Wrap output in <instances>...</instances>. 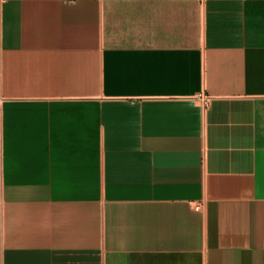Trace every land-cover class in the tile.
<instances>
[{"label": "crops", "instance_id": "crops-1", "mask_svg": "<svg viewBox=\"0 0 264 264\" xmlns=\"http://www.w3.org/2000/svg\"><path fill=\"white\" fill-rule=\"evenodd\" d=\"M0 97V264H264V0H0Z\"/></svg>", "mask_w": 264, "mask_h": 264}, {"label": "built area", "instance_id": "built-area-1", "mask_svg": "<svg viewBox=\"0 0 264 264\" xmlns=\"http://www.w3.org/2000/svg\"><path fill=\"white\" fill-rule=\"evenodd\" d=\"M3 99L0 97V113H1V106H2ZM196 209L200 208V205H196Z\"/></svg>", "mask_w": 264, "mask_h": 264}]
</instances>
